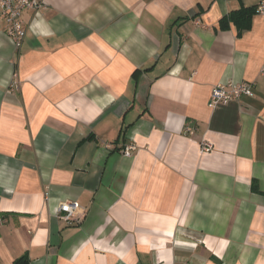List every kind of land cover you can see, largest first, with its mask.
I'll list each match as a JSON object with an SVG mask.
<instances>
[{"label": "crops", "instance_id": "1", "mask_svg": "<svg viewBox=\"0 0 264 264\" xmlns=\"http://www.w3.org/2000/svg\"><path fill=\"white\" fill-rule=\"evenodd\" d=\"M44 1L0 15V264H264V12L219 28L260 0Z\"/></svg>", "mask_w": 264, "mask_h": 264}, {"label": "built area", "instance_id": "2", "mask_svg": "<svg viewBox=\"0 0 264 264\" xmlns=\"http://www.w3.org/2000/svg\"><path fill=\"white\" fill-rule=\"evenodd\" d=\"M46 5L44 0H0V15L5 21V32L11 41L20 47L22 41L26 37V28L21 21V13L24 9H32L38 11ZM257 12H264V0H260L257 5ZM262 75L264 76V67L262 68ZM254 94L253 84L248 82L227 81L217 83L210 92L208 105L213 107L216 105H225L236 100L242 96H252ZM188 127L185 131H191ZM135 146L129 144L124 147L122 155L125 157L131 156V151ZM210 145L202 142V150H209ZM58 218L67 224L78 222L79 218L76 213V206L70 202L59 204L57 208Z\"/></svg>", "mask_w": 264, "mask_h": 264}, {"label": "trees", "instance_id": "3", "mask_svg": "<svg viewBox=\"0 0 264 264\" xmlns=\"http://www.w3.org/2000/svg\"><path fill=\"white\" fill-rule=\"evenodd\" d=\"M256 13V6H241L238 9L232 10L227 15L223 16L219 21V28L226 29L229 24H233L236 28L237 36H240L244 31L251 28L252 19ZM20 260L21 259L17 260L15 264H18Z\"/></svg>", "mask_w": 264, "mask_h": 264}]
</instances>
